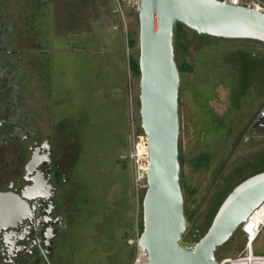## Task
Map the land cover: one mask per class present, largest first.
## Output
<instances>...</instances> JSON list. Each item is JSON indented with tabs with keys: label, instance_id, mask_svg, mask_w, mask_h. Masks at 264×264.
I'll list each match as a JSON object with an SVG mask.
<instances>
[{
	"label": "rangeland",
	"instance_id": "374dc122",
	"mask_svg": "<svg viewBox=\"0 0 264 264\" xmlns=\"http://www.w3.org/2000/svg\"><path fill=\"white\" fill-rule=\"evenodd\" d=\"M80 1L55 0V17L50 3L39 16L42 41L51 42L55 33L53 40L61 48L50 57L44 55V63H52L49 84L54 95V120L63 132L71 130L70 147L75 151V165L69 171L75 206L69 205L68 235L56 248L55 257L62 264H134L140 255L137 239L142 230L145 192L135 184L127 158L129 134L141 130L139 75L129 67L130 57L138 59L139 55L137 11L121 0V34L119 30L80 32L75 31L83 24ZM260 1L264 5V0ZM66 26L70 33L64 36ZM185 33L191 38L185 58L193 71L180 76V177L187 219L182 246L193 235L201 238L214 211L236 185L264 171V131L244 129L249 105L243 100L231 105L229 87L235 81L224 62L228 54L243 49L264 56V47L223 39L202 44L203 36ZM112 39L122 46L121 51L108 46ZM116 56L121 66L125 61L127 98L119 94V82L113 87L108 83L105 63ZM117 72L119 80L122 75ZM49 74L44 73V80H50ZM235 89L237 97L241 93ZM204 154L207 163L197 166L198 156ZM243 247L244 236L238 230L216 250L215 258L236 256ZM253 252L264 255V227Z\"/></svg>",
	"mask_w": 264,
	"mask_h": 264
},
{
	"label": "flooded vegetation",
	"instance_id": "af4514ba",
	"mask_svg": "<svg viewBox=\"0 0 264 264\" xmlns=\"http://www.w3.org/2000/svg\"><path fill=\"white\" fill-rule=\"evenodd\" d=\"M44 2L0 0V264H62L55 251L68 235L69 205L75 206L73 138L54 120L52 63H44V55L61 48L55 33L51 42L41 39L39 16L50 0ZM232 65L231 105L245 101L250 114L244 129L264 131V57L245 73ZM244 78L248 89L236 97Z\"/></svg>",
	"mask_w": 264,
	"mask_h": 264
},
{
	"label": "water",
	"instance_id": "95a60500",
	"mask_svg": "<svg viewBox=\"0 0 264 264\" xmlns=\"http://www.w3.org/2000/svg\"><path fill=\"white\" fill-rule=\"evenodd\" d=\"M137 18L139 117L149 143L138 264H219L216 250L264 203V171L229 192L194 249L180 244L187 219L180 177L175 24L199 36L264 45V12L223 0H139Z\"/></svg>",
	"mask_w": 264,
	"mask_h": 264
},
{
	"label": "built area",
	"instance_id": "2783aa9c",
	"mask_svg": "<svg viewBox=\"0 0 264 264\" xmlns=\"http://www.w3.org/2000/svg\"><path fill=\"white\" fill-rule=\"evenodd\" d=\"M123 1V0H122ZM135 11H138L139 0H125ZM233 6H246L254 10L263 11L264 5L260 0H223ZM117 11H122L121 0H115ZM130 148L127 158L133 172V180L137 187L146 189V172L149 170V143L147 136L142 132H134L129 134ZM251 218V217H250ZM248 219L241 224L239 230L244 236V247L241 252L233 257H225L218 259L219 264H264V255H256L253 252V245L261 235L264 227V219L256 221V219ZM200 238L196 235L191 237L183 247L192 250ZM181 244V243H180ZM139 257L134 264H138Z\"/></svg>",
	"mask_w": 264,
	"mask_h": 264
},
{
	"label": "crops",
	"instance_id": "0c3cea01",
	"mask_svg": "<svg viewBox=\"0 0 264 264\" xmlns=\"http://www.w3.org/2000/svg\"><path fill=\"white\" fill-rule=\"evenodd\" d=\"M67 1V0H66ZM82 3V7H83V24L80 27L76 28L75 31H79L80 32H89V33H94V32H114L115 30H119V34H121V19L119 12L117 11V6H115L116 4L114 3L113 0H84L82 2V0L80 1ZM50 4L52 5V8H50V12H52L55 15V0H50ZM48 4H46V8L48 10ZM81 23V21H80ZM90 25V26H89ZM68 26H66V30H64L62 32V35L66 36L68 35V33H70L69 28H67ZM121 35H119V38ZM122 40L120 39V43ZM109 42L110 45H108L111 48H119V50L121 51V47L119 44H117L116 40L112 39ZM118 56L114 57V59H111V61H107L109 62L108 64L105 63L106 65V71L108 73V83L110 85H112V87L116 84H118L119 82V94H122L125 98H127V93H126V86H125V77H126V73L124 71V63L125 61H122V65L121 66V62H119V60H117ZM123 58L124 55H123ZM121 71V75L122 78L119 80H117V76H118V72L117 71ZM121 96V95H119ZM125 126V123H124ZM124 129H123V134L121 136V139L124 137Z\"/></svg>",
	"mask_w": 264,
	"mask_h": 264
},
{
	"label": "trees",
	"instance_id": "16d2710c",
	"mask_svg": "<svg viewBox=\"0 0 264 264\" xmlns=\"http://www.w3.org/2000/svg\"><path fill=\"white\" fill-rule=\"evenodd\" d=\"M113 1L115 3V0H113ZM185 31L189 32L190 35L196 34L194 31H192L191 29H189L188 27H186L185 25H183L181 23L175 24V52H176L175 55H176V61H177L180 76H182V74L184 72H192L193 71L192 64L187 62L186 58H185L186 55H188L187 46H188L189 42H191V38H189L190 36L188 34H186ZM202 39H203V41L201 42L202 44H208L207 42L213 43V42H217V41L222 40V39L208 37V36H203ZM228 42H231V41H228ZM243 42H245L246 43L245 46H248V47L251 44H254V43H250L247 41H243ZM130 44H131V46L134 44V39L130 40ZM255 44H257V43H255ZM257 45H259V44H257ZM261 46L264 47V45H261ZM227 56L228 57H226L224 59V62L226 64L231 65L233 63L234 65L231 66L232 68H236V71L245 73L248 71L249 65H251V64L255 65V64L259 63V57L262 55H259L254 51L243 49V50H238L236 52H233V55L228 54ZM262 57H264V56H262ZM129 67H130V70L133 71L134 74L139 75L138 59L131 56L130 60H129ZM246 80L247 79L244 78L241 81L237 82V89L238 90L244 92L248 89V84H247V82H245ZM179 159H180L181 168H182L183 159L181 157V154L179 156ZM207 160H208V156L206 154L198 156L196 165L199 166L201 164H206ZM221 203H222V201H221ZM220 204L218 205V207L220 206ZM218 207L214 211V214L212 215V218L210 219V221L206 224L205 229L202 231L201 237L204 235L207 228L209 227ZM141 229H142V225H141ZM182 242H183V238L181 240V243Z\"/></svg>",
	"mask_w": 264,
	"mask_h": 264
},
{
	"label": "bare ground",
	"instance_id": "6f19581e",
	"mask_svg": "<svg viewBox=\"0 0 264 264\" xmlns=\"http://www.w3.org/2000/svg\"><path fill=\"white\" fill-rule=\"evenodd\" d=\"M250 219H256V221L264 219V203L253 213Z\"/></svg>",
	"mask_w": 264,
	"mask_h": 264
}]
</instances>
